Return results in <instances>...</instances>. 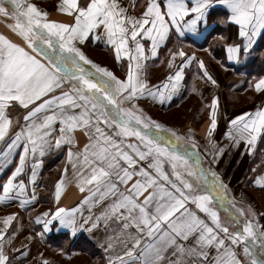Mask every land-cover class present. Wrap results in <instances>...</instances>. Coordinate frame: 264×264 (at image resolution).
I'll use <instances>...</instances> for the list:
<instances>
[{
	"label": "snow or ice",
	"instance_id": "snow-or-ice-1",
	"mask_svg": "<svg viewBox=\"0 0 264 264\" xmlns=\"http://www.w3.org/2000/svg\"><path fill=\"white\" fill-rule=\"evenodd\" d=\"M215 5L227 9L226 20L221 23L238 26L242 42L228 44L226 52L228 60L240 62L241 52L249 53L256 37L264 32V0H146L139 16L130 15L120 0H58L57 10L71 17L68 22L49 19L47 11L28 0H0V16L14 21L7 27L27 45L25 48L0 34V142H5L13 126L11 110L17 105L26 110L23 125L0 152V161L6 162L17 145L23 144L19 163L2 185L0 201L24 194L25 181L18 178L25 172L30 156L34 161V182L41 164L37 154L43 157L53 147L67 144L68 161L79 190L83 192L90 186V196L99 194L100 201L115 199L95 220L77 219L75 208L45 211L43 219L36 217L44 231L58 221L72 236L83 230L91 233L101 221L108 225L114 217L123 221L120 235L125 237L124 257H133L144 236L151 241L144 243L140 252L143 264H160L169 249H174L173 255L178 253L174 264H264V230L255 211L250 206L247 211L237 207L220 176L205 168L199 155L188 151L174 130L144 115L133 103L144 96H158L161 101L172 99L180 87L185 65L195 60V55L186 56L183 49L171 52L169 68L176 56L184 58L182 63L166 81L149 85L145 79L148 53L157 57L173 28L183 36L186 31L197 33L200 22L207 26L209 11ZM101 28L103 32L99 31ZM90 34L93 39H105L116 61L126 58L125 79L94 63L77 46L84 44ZM143 40L150 41L147 50ZM85 65H91L94 71ZM198 65L203 76L215 85L217 81L202 59ZM66 86L68 90L64 91ZM249 87L257 93L264 92V76L254 78ZM217 113L218 98L213 97L208 137L217 128ZM57 122L59 135H55ZM228 123L225 136L237 145L245 141L251 152L257 138L264 134V107L236 115ZM101 125L111 129V133ZM77 130L87 136L82 151H73ZM127 138H134L135 142ZM191 147H197L194 141ZM222 152L223 149L213 154V162ZM141 161H150L147 168L140 165ZM67 172L65 168L55 184L57 201L70 182ZM134 176L138 178L133 180ZM254 183L264 187V174L256 176ZM120 185L126 186L124 190ZM84 199L88 201L89 197ZM189 204L195 205L196 210ZM221 210L225 213L223 220ZM14 216L4 218V230H0V264H12L6 245L13 241L6 230ZM132 228L136 231L132 232ZM108 240L111 249L112 237ZM129 242L132 247H127ZM241 247L242 255L237 251ZM13 251L27 254L20 249ZM114 259L127 264L123 257ZM43 264L49 262L44 260Z\"/></svg>",
	"mask_w": 264,
	"mask_h": 264
},
{
	"label": "crops",
	"instance_id": "crops-1",
	"mask_svg": "<svg viewBox=\"0 0 264 264\" xmlns=\"http://www.w3.org/2000/svg\"><path fill=\"white\" fill-rule=\"evenodd\" d=\"M28 2L35 3L41 10L47 11L49 19L62 22L71 20V17L57 10L58 0H28ZM120 4L128 10L130 15L139 16L146 5V0H120ZM227 14V9L223 5H215L209 11L207 26L204 22L198 24L197 33L199 34L186 31L183 36H180L174 28L171 29L170 37L158 49L157 57L153 58L148 53L150 58L146 61L145 70V79L148 84L159 85L166 81L170 73L174 74L177 70L184 58L176 56L172 67L169 68L168 60L172 59L171 52L183 49L186 56L194 54L195 60L185 65L180 87L171 100L161 101L158 96L156 98L144 96L133 103L143 111L144 115L174 130L182 138L180 143L184 144L188 151L197 153L205 168H210L220 176L227 185L228 196L235 199L237 207H242L247 211L250 206L255 211L256 219L262 226L261 230H264V187L254 183L256 176L264 174V134L257 138L251 152L249 151L250 146L245 141L237 145L225 136L229 128V120L243 112L251 113L264 107V92L257 93L254 88L249 87V82L254 81V78L264 76V32L256 37L249 53L241 52L240 62L230 61L227 59L226 46L242 41L238 36L237 25L231 22L221 23V20H226ZM11 23L14 21L10 17L0 16V34L27 48L24 41L7 27ZM99 31L103 32V29ZM142 42L145 43L147 50L150 41L143 40ZM77 46L81 47L85 55L94 63L108 68L121 80L126 78V58H122L120 62L116 61L114 51L110 45L105 43L104 38L93 39L90 34L84 44ZM201 59L207 71L217 81L215 85L203 76V70L198 65ZM85 67L94 71L91 65H85ZM63 90L67 91L68 87L66 86ZM213 97L218 98V125L212 136L208 137L209 112ZM125 107H131V104H125ZM25 113L26 110L18 105L11 110L13 126L5 142H0V152L6 149L7 143L11 142V137L23 125ZM55 127L57 129L55 135H59L58 122ZM101 127H104L106 132L111 133L112 131L104 125ZM75 135L77 143L73 151H82L84 144L87 143V136L80 130H77ZM165 135L168 134L165 133ZM189 136L193 139L189 140ZM127 139L135 142L134 138ZM193 141L197 145L195 149L191 147ZM68 148L69 145L64 144L59 148L53 147L43 157L37 154L41 164L37 169L34 182L31 181V166L34 161L30 156L25 172L18 178L25 181L24 194L22 196L13 194L11 198L0 201V230H4V218L15 214L6 230L7 235L13 241L10 246L6 245V252L12 264H43L44 260H47L49 264H110V260L111 264H120L114 259L117 256L123 257L127 264H143L140 252L143 244L151 241L144 236L142 244L136 247L133 257H124L125 237L120 235L122 220H116L113 217L108 225L101 221L91 233L83 230L78 231L75 236L70 234V230L61 227L58 221H53L48 231L43 230L42 224L36 223L37 216L43 219L42 213L55 211L57 207L77 209L75 214L81 221L82 218L89 217L95 220L115 199L109 197L100 201L99 194L90 196L88 192L90 186H86L83 192L79 190L71 163L68 161ZM221 149H223L222 155L213 162V154L220 152ZM21 152H23V144L17 145L6 162L0 161V195H3L2 185L19 163ZM149 162L141 161L140 165L147 168ZM65 168L68 170L67 178L70 182L65 186L60 200L57 201L55 184L64 175ZM165 168L170 173V169L167 166ZM87 171L88 169L85 168V172ZM149 171L153 170L149 169ZM137 178L134 176L133 180ZM125 187V185H120L121 190ZM33 196L35 198L31 199ZM85 197H89L88 201H85ZM94 201L100 202L94 203ZM188 207L196 210L193 204H189ZM198 214L206 222L211 223L205 214L199 212ZM220 216L222 220L225 219V213L222 210ZM131 231L136 230L132 228ZM13 233H15L14 236ZM79 236L88 241L89 247L92 246L94 249V254L90 253V249L89 251L76 248L68 250V240H75ZM108 237H112L113 247L111 249L108 248L110 242ZM58 239H64L61 245L52 242ZM191 242L190 240L188 243ZM22 245L26 247L22 248ZM127 247H132V243L129 242ZM13 249H20L27 254L21 255L19 251H13ZM237 251L242 255V248H238ZM173 252L174 249L166 251L160 264H174L178 253L173 255Z\"/></svg>",
	"mask_w": 264,
	"mask_h": 264
},
{
	"label": "trees",
	"instance_id": "trees-1",
	"mask_svg": "<svg viewBox=\"0 0 264 264\" xmlns=\"http://www.w3.org/2000/svg\"><path fill=\"white\" fill-rule=\"evenodd\" d=\"M64 239H58L57 241H52V242H56L58 245H61L63 243ZM68 250H71L73 248L76 249H80L83 251H89L90 249V253L94 254V249L91 247H89V243L86 239H83L82 237H77L75 240H68Z\"/></svg>",
	"mask_w": 264,
	"mask_h": 264
},
{
	"label": "rangeland",
	"instance_id": "rangeland-1",
	"mask_svg": "<svg viewBox=\"0 0 264 264\" xmlns=\"http://www.w3.org/2000/svg\"><path fill=\"white\" fill-rule=\"evenodd\" d=\"M96 58H99V57H96ZM242 248V247H241Z\"/></svg>",
	"mask_w": 264,
	"mask_h": 264
}]
</instances>
